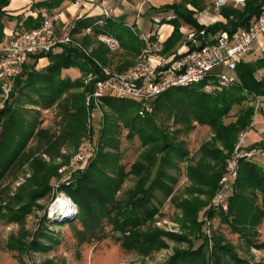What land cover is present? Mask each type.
I'll return each mask as SVG.
<instances>
[{"label":"trees","instance_id":"trees-1","mask_svg":"<svg viewBox=\"0 0 264 264\" xmlns=\"http://www.w3.org/2000/svg\"><path fill=\"white\" fill-rule=\"evenodd\" d=\"M65 1L45 0L35 6L52 11ZM10 3L11 0H0V44L6 41L5 19L17 21L11 37L13 39L19 34L39 29L48 17L42 14L37 18L10 17L6 11ZM188 5L198 11L202 9L200 0H186L160 9L161 12H172L174 15L171 20L164 19L161 22L174 26L171 37L163 43V54L166 56L175 53L184 41L181 32L183 24L192 27L197 33L205 30V44L210 36L222 31L232 35L239 30L249 29L264 12V0H247L243 8L227 6L221 9L219 15L226 23L216 22L205 27L198 23L197 12L190 10ZM88 29H91V34L86 35ZM100 34L116 38L126 56L132 57L117 67L116 72H123L134 65L144 46L134 27L112 18L83 17L75 21L71 35L75 41H81L84 48H92L91 57H87L75 46H61L57 48L61 50L59 52H55V49L48 54L31 55L23 73L16 79L11 100L0 109V186L16 163L29 164L33 178L26 201H8L4 198L5 191H0V220L8 224H23L34 208L40 207L38 202L50 196L51 181L58 176V169L63 164L56 165V161H70L71 157L63 155L65 147L80 144L86 132L89 113L84 97L93 91L95 83L103 77L96 61L106 67L111 65L108 50L96 42ZM152 40H155V36ZM189 48L193 50L195 47L189 44ZM1 57L0 54V63ZM43 58H48L50 64L44 71L37 70V64ZM71 68L96 78L86 86L79 80L62 79V71ZM263 69L264 51L256 61L243 58L239 62L233 73L235 81L232 87L217 89L211 94L203 91L205 84L172 88L150 103L153 113L146 115L140 114L142 104L137 101L104 97L103 104L117 114L123 126L129 130L130 139L135 136L140 139L142 152L127 171L122 163L116 137L118 124L108 119L98 140L94 158L81 166L74 174L72 183L60 186V192L66 193L78 207L76 216L68 223L75 231L78 245L112 238L124 251L138 252L144 256L149 255L153 249L161 250L159 234L152 235L144 231V228L159 214L165 202L174 198L180 164L189 163L191 159L184 143L167 133L164 122L159 123V114L167 115L165 123L172 119L174 125L184 124L194 128L196 123L212 130V142L202 147V158L195 165L188 164L186 168L187 178L201 188L197 191L212 197L219 187L226 160L234 152L240 133L250 130L256 114L253 103L264 98V79L257 78V73ZM79 88H83L84 92L71 97V106L76 105V114L69 112L66 107L62 110L64 124L59 132L42 129L39 117L41 110L52 108L69 91ZM237 107L241 109L235 120L225 123V119ZM177 133L180 134L181 129ZM35 137L37 146L26 153L28 144ZM218 144H221L222 149L218 148ZM260 147L264 148V142ZM211 161L214 165L210 164ZM150 162L151 166L147 165ZM131 176L137 179L134 190L128 196L118 197L124 182ZM233 187L228 198L227 212L211 209L209 217L214 219L219 215L221 222L242 238L249 248L264 249V242H256L258 228L264 221V164L261 160L242 159ZM203 188L207 191H202ZM185 205V213L193 216L194 206L202 207L205 204L196 199L194 202H185ZM77 224H81L82 228L78 229ZM107 227H110V231L106 230ZM54 240L52 235L41 231L35 234L31 243L11 238V246L18 252H48L51 250L49 243ZM212 262L254 264L242 259L229 244L218 237L214 241ZM168 264L209 263L203 250H197L177 252Z\"/></svg>","mask_w":264,"mask_h":264},{"label":"rangeland","instance_id":"rangeland-1","mask_svg":"<svg viewBox=\"0 0 264 264\" xmlns=\"http://www.w3.org/2000/svg\"><path fill=\"white\" fill-rule=\"evenodd\" d=\"M139 29L140 33H146L144 27ZM184 34L187 35L186 32H184ZM78 42L82 43L81 41ZM96 42L108 50V57L111 61L110 67L103 66L96 61L102 76L105 75L104 69L108 70L110 73H117L115 70L117 67L122 65L126 60L132 59V57L126 56L122 48L113 52L102 43ZM85 49L87 53H83L87 57H91L92 48ZM59 51L61 50H55V52ZM224 72L230 74V71L227 69H225ZM61 76L64 79H70L71 81L79 80L83 82L85 86L88 85V75H83L77 68L63 70ZM5 81L6 79H0L1 89ZM14 89L15 86L13 92ZM83 92V88L73 89L64 95L52 108L41 110L39 116L42 122L41 128L51 129L52 132H59L64 124L62 110L67 107L69 112L76 114V105L74 104V107L71 106L73 100L71 97L76 94H82ZM2 100L3 97L1 94L0 103H2ZM84 103L86 105L85 99ZM240 109L239 107L235 108L230 113V116L225 119V123L228 124L234 121ZM158 118L159 123L163 124L164 122L166 125L165 129L168 130L167 133L171 135L172 138L174 137L177 141L184 143L191 159L189 163L183 162L180 164L179 180L175 188L174 198L172 200H167L161 207L159 214L144 228V231H149L152 235L159 234V243L162 244L161 250L153 249L149 255L144 256L138 254V252L124 251L112 238L92 244L78 245L75 231L68 224L76 216L78 207L66 193L60 192V186L65 184V182H62L60 186L58 185L65 177L63 174L59 173V170L70 166L72 158L78 151V145H80L86 137L90 136L93 139L96 153L101 132L108 123V119H110L111 122L118 124L116 137L120 145L119 152L122 156V163L127 167V171H129L130 165L138 160V156L140 152H142L140 139L137 136L130 139L129 130L123 126L117 114L107 105H102L100 110L93 113V117L88 113L86 132L80 139V144L65 147L63 155L68 158L71 157L70 161L68 163H66L68 160L65 159L56 161V165L63 164L58 169V176L51 181L52 191L50 196L38 202L40 207L36 206L32 214L26 218L23 224H8L5 220H0V264H168L169 260L177 252L197 250H203L208 263L213 264L214 241L217 237L223 240L225 244H229L242 259L254 264H264V249L249 248L242 238L232 233L231 229L221 222L219 215L214 219L209 217V211L211 209L227 212L228 199L224 208H215L213 200L218 189L214 193V196L209 197V195L204 192L199 193L197 190L201 188L198 185H194L193 182L187 178V165H195L202 158L200 153L202 147L212 142L214 135L212 130L207 126L196 123H194V128H188V126L184 124L174 125L172 119L165 123V119L167 118L165 114H159ZM180 129L181 133L178 134L177 130ZM249 133H251V135ZM252 133H254L253 127L248 130L246 139L244 140L243 148L245 150L257 147L251 143ZM36 146L37 139L35 137L28 144L25 150L26 153L29 149H34ZM217 146L222 149L221 144ZM233 153L226 160V165L233 156ZM45 159L49 162L47 157ZM261 162L263 163L262 160ZM202 163L204 164V161H202ZM151 164L152 162L147 165L151 166ZM210 164L214 165V162L211 161ZM74 176L75 175L72 177V182L74 181ZM32 178L33 172L29 164L23 162L22 164L16 163L2 182L0 191H5L4 198L8 201L16 203L26 201V195L30 190V181ZM136 183L137 179L133 176L126 179L121 191L118 193V197L126 196V194L128 196V193L134 190ZM233 189L228 193L229 196L232 194ZM202 191L207 190L203 188ZM196 199L205 205L202 207L195 205L193 209L194 215L190 216L185 213V202H194ZM195 216L197 217L195 218ZM205 217L207 218L206 221L203 220ZM77 228L81 229V224H77ZM106 230L110 231V227H107ZM41 231L46 232V234L49 233L55 239L54 242L49 243L51 246L50 251L31 252L24 250V252H18L13 250L11 238L31 243L35 239V234L37 235ZM258 231L259 236L256 242L262 243L264 242V221L262 225L259 226ZM42 241L45 242V240Z\"/></svg>","mask_w":264,"mask_h":264},{"label":"built area","instance_id":"built-area-1","mask_svg":"<svg viewBox=\"0 0 264 264\" xmlns=\"http://www.w3.org/2000/svg\"><path fill=\"white\" fill-rule=\"evenodd\" d=\"M247 0H215L214 10L217 14L227 6L243 8ZM85 0H75V6L80 7ZM102 17L110 19L112 9L106 0L100 4ZM57 15L45 18L41 27L35 31L22 33L15 36L8 45L0 46L1 63L0 79H6L2 86V103L10 101L16 79L23 73L24 66L31 55L48 54L61 46L72 45L87 53L82 44L71 35L73 28L70 23L63 24L61 31L56 29ZM102 23V22H101ZM91 34V29L85 32ZM264 35V12L256 22L246 30H239L234 34L226 31L218 33L212 41H206L205 30L188 35L185 42L186 49L179 50L171 55L163 54V43L160 38L153 36L143 37L144 46L130 68L123 72L110 73L104 69L105 75L97 81L93 91L86 94V107L91 117L93 113L101 109L103 98L113 96L118 99L134 100L142 104L141 115L153 113L150 103L160 95L172 88L191 87L205 84L203 91L211 94L217 89L232 87L235 76L233 75L239 62L253 50V45ZM98 42L105 45L111 51L121 48L120 42L109 35L100 34ZM189 44L195 48L190 50ZM264 51V48H263ZM230 71L226 74L224 70ZM87 84L96 76L90 74ZM256 112L260 109L259 99L256 100ZM253 123L250 125V129ZM247 132L240 134L233 156L226 165L224 175L219 183L218 190L213 200L215 208L223 207L227 202L228 193L238 178L240 161L262 160L264 162V148L255 147L245 150L243 148ZM95 156L93 139L88 136L79 145L78 151L72 158L69 167L59 170L65 178L60 181L69 184L75 172ZM226 208V207H225ZM207 220V218H203Z\"/></svg>","mask_w":264,"mask_h":264},{"label":"crops","instance_id":"crops-1","mask_svg":"<svg viewBox=\"0 0 264 264\" xmlns=\"http://www.w3.org/2000/svg\"><path fill=\"white\" fill-rule=\"evenodd\" d=\"M45 0H11L9 7L6 9L8 16L10 17H24L32 16L37 18L39 14L43 16L57 15L59 20L56 22V29L61 31L64 23L68 22L70 25H74L75 21L83 17H102V11L100 4L104 0H85L80 6H75L74 2L66 0L59 8L52 11L42 8H36V4ZM109 7L112 9V20L124 23L129 27H134L136 33L141 37L155 36L160 38L162 42L167 41L173 31L174 26L168 23L162 24L165 19L167 21L174 18L172 12L164 13L160 9L165 5H171L175 3H181L186 0H106ZM202 1V9L196 10L191 5H188L190 10L197 12L198 23L202 26L208 27L214 25L216 22L226 23V20L217 14L214 10L215 0H200ZM5 34L6 41L1 45H8L12 40V35L17 26V21L5 19ZM141 27H144L145 34L140 33ZM181 32L184 35V41L181 46L177 48L179 50L186 49L185 42L188 41V35L194 32L193 28L185 24L181 27ZM187 33V35L184 34ZM217 35V34H216ZM216 35L210 36L208 41H212ZM205 40V39H204ZM264 48V35L260 37L253 45L251 53L247 54L244 59L250 61H256L261 57ZM50 64L48 58L40 59L37 64V70L44 71ZM62 79H64L61 76ZM258 79H264V69L257 73ZM73 80V79H72ZM260 109L256 112L253 118L254 133L251 136V143L257 147H260L264 142V98L259 99ZM256 105V101L253 103ZM251 135V133H249ZM248 134V136H249ZM264 163V162H263Z\"/></svg>","mask_w":264,"mask_h":264}]
</instances>
